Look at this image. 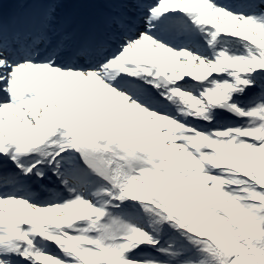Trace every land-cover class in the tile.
Returning <instances> with one entry per match:
<instances>
[{"label": "snow or ice", "instance_id": "snow-or-ice-1", "mask_svg": "<svg viewBox=\"0 0 264 264\" xmlns=\"http://www.w3.org/2000/svg\"><path fill=\"white\" fill-rule=\"evenodd\" d=\"M0 264H264V0H0Z\"/></svg>", "mask_w": 264, "mask_h": 264}]
</instances>
